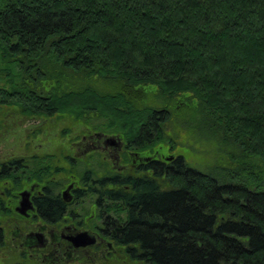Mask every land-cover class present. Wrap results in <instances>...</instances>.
I'll use <instances>...</instances> for the list:
<instances>
[{"label":"trees","instance_id":"obj_1","mask_svg":"<svg viewBox=\"0 0 264 264\" xmlns=\"http://www.w3.org/2000/svg\"><path fill=\"white\" fill-rule=\"evenodd\" d=\"M0 78L29 115L160 149L108 190L103 264H264V0H0ZM176 120L212 165L180 152Z\"/></svg>","mask_w":264,"mask_h":264},{"label":"flooded vegetation","instance_id":"obj_2","mask_svg":"<svg viewBox=\"0 0 264 264\" xmlns=\"http://www.w3.org/2000/svg\"><path fill=\"white\" fill-rule=\"evenodd\" d=\"M25 112L0 92V247L15 248L28 264L118 259L107 229L108 193L116 191L117 175L159 170L147 165L161 164L160 149L145 153L111 129H68L55 113Z\"/></svg>","mask_w":264,"mask_h":264},{"label":"rangeland","instance_id":"obj_3","mask_svg":"<svg viewBox=\"0 0 264 264\" xmlns=\"http://www.w3.org/2000/svg\"><path fill=\"white\" fill-rule=\"evenodd\" d=\"M0 84L1 86H5L6 82L4 81L3 78H0ZM99 84V83H98ZM49 85V84H48ZM93 97V95H89ZM64 119L66 120H59V123H63L64 128L65 124H70L72 122L71 118L65 117ZM65 121V122H64ZM95 122H103L102 119L95 120ZM174 127V134L177 135V131H180V137L178 138L180 142L184 143L182 145V149L180 152L184 154L186 159L190 161L191 165L198 166V167H204L206 165H212V162H215L214 156L216 155L215 148H214V143L213 141H210L207 138L202 139V137H197V135L193 134L192 131H190L189 127L186 128L184 123H179L177 120L174 121L169 126V129H173ZM209 162L208 164H206ZM16 254L18 255H15ZM116 257L118 258V252ZM101 261V260H98ZM15 263H20V264H28L30 263L28 258L23 259L21 254L15 250V248H1L0 247V264H15ZM95 264V263H93ZM97 264H100L99 262ZM103 264V261L101 262Z\"/></svg>","mask_w":264,"mask_h":264}]
</instances>
